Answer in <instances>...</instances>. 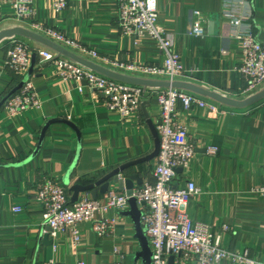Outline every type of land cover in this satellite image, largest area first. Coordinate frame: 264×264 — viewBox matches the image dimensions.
I'll list each match as a JSON object with an SVG mask.
<instances>
[{
	"label": "crops",
	"instance_id": "obj_1",
	"mask_svg": "<svg viewBox=\"0 0 264 264\" xmlns=\"http://www.w3.org/2000/svg\"><path fill=\"white\" fill-rule=\"evenodd\" d=\"M12 1L0 0L4 17L0 32L28 29L14 20ZM33 10L35 22L102 56L127 63L162 64L155 41L138 42L122 33L119 0L72 2L59 15L53 12V0H33ZM158 11V23L172 38L186 71L180 82L237 101L253 96L245 94L247 83L240 72L243 52L235 37L244 28L234 27L231 20L249 23L257 40L264 43V0H158ZM195 12L203 15L205 35L201 38L190 35ZM21 39L31 47V68L22 78L7 67L9 41L0 43V105L30 75L32 65L28 80L41 105L13 117L8 102L0 108V264H114L115 249L124 255L123 264H144L138 258L142 248L135 224L126 216L130 208L96 216L97 220L118 219L115 232L105 238L93 231L91 223L79 224L82 241L77 246L70 229L55 240L47 235L43 205L35 197L39 183L54 178L67 188L72 201V187L91 185L124 165L149 157L154 137L143 107L139 119L123 121L107 110L101 94L84 83L63 80L54 68L43 69L34 53L48 48ZM144 103L156 126L160 116L157 99ZM219 105V114L197 107L186 113L179 107V120L196 147L189 167L177 172L179 187L193 182L201 191L189 203L188 216L193 222L212 227L225 248L247 249L254 259L264 262V196L254 193L264 186V99L244 109ZM55 120L67 121L77 131L68 124H51L40 146L46 126ZM212 147L219 149L215 156L207 153ZM155 160L129 168L123 179L139 176L143 184L135 182L134 189L154 183ZM110 189L120 191L113 182ZM97 191V199L105 196ZM86 197L93 199L89 192L79 200ZM225 227H229L227 232Z\"/></svg>",
	"mask_w": 264,
	"mask_h": 264
},
{
	"label": "built area",
	"instance_id": "obj_2",
	"mask_svg": "<svg viewBox=\"0 0 264 264\" xmlns=\"http://www.w3.org/2000/svg\"><path fill=\"white\" fill-rule=\"evenodd\" d=\"M86 0H53V12L59 15L70 3ZM252 0H242V2ZM13 18L21 26L51 40L60 47L91 61L110 71L135 77L170 83L180 82L186 75L181 57L174 50L172 38L159 25L158 0H119V27L125 36L136 39H151L157 43L162 56V64L151 65L137 62H122L99 52L88 49L80 42L68 38L53 28L45 27L34 20L33 0H13ZM195 22L190 35L204 37L203 15L194 13ZM0 11V24L3 22ZM231 24L243 29L236 33V40L243 52L240 72L247 87L245 94L255 95L264 87V43L257 40L251 25L241 19H232ZM7 67L17 77H24L31 68V47L21 38L8 40ZM138 42L136 44H138ZM41 67L54 68L65 81L84 83L91 91L101 94L106 108L120 115L123 121L140 118L141 108L146 100L156 98L160 116L156 130L160 139V152L153 170L154 183L133 189L131 196L118 189H110L103 198H83L72 203L67 188L57 179L46 178L37 186L36 199L43 205L44 229L52 240L71 230L75 245H80L82 235L78 229L81 223H91L93 231L101 238L115 232L118 219H96L109 211L126 212L132 199L137 201L142 214L141 225L152 252V264H221L231 261L235 264H264L254 259L249 250L231 251L220 242V237L209 225L195 223L188 216L189 203L201 195L193 182L179 187L177 172L185 170L196 155V147L188 129L179 120V107L186 113L193 107L220 113V105L200 95L180 89H153L119 82L87 69L78 63L52 51L40 49L34 53ZM25 79H23L24 81ZM83 92V89H79ZM41 102L31 80L6 104L10 115L17 116L31 108H39ZM208 155H217L219 149L212 147ZM264 196V186L254 190ZM17 210L16 212H18ZM225 227L224 231H228ZM117 260L123 264L125 257L115 249ZM44 264H60L48 261ZM77 264H85L79 261Z\"/></svg>",
	"mask_w": 264,
	"mask_h": 264
},
{
	"label": "water",
	"instance_id": "obj_3",
	"mask_svg": "<svg viewBox=\"0 0 264 264\" xmlns=\"http://www.w3.org/2000/svg\"><path fill=\"white\" fill-rule=\"evenodd\" d=\"M15 37H20V38H24V39H28V40L37 42V43L43 45L44 47H46L52 51H55L56 53H59L60 55L78 63L79 65H81L87 69H90L94 72H97L103 76L110 78V79H113V80H116L119 82H123V83H127V84H131V85L142 86V87L153 88V89H166V88L180 89V90L191 92V93L200 95L202 97L214 100L215 102H217L219 104H222V105H225V106H228L231 108H235V109H244V108L251 107V106L259 103L260 101H262L264 99V89L262 91H260L259 93L251 96L250 98H248L244 101H237V100H233V99L223 97L217 93H213V92H210V91L205 90L203 88L197 87V86L192 85V84L184 83V82L170 83V82H166V81L147 80V79H140V78L122 75V74L110 71L106 68H103V67H101V66H99V65H97L91 61L83 59V58L79 57L78 55L60 47L59 45L52 42L51 40L46 39V38L38 35L37 33H34L32 31L25 29V28H22V27H16L13 29L1 31L0 32V43H2L3 41L9 40V39L15 38ZM32 72H33V65H32V69L30 70V75H28L26 77V79L20 83L19 86H17L9 95L6 96V98L2 101L0 108L3 105H5L22 88L23 84L30 78ZM146 104L147 103H143L142 107H143L144 112H145L147 124H148V126H149V128L153 134V137H154V151H153V153L145 159L124 165V166L112 171L111 173H109L108 175H106L104 178H102L101 180H99L96 183H93V184L87 185V186L76 185V186L72 187L70 190L73 193L72 203L78 202L81 194L89 193V192H91L93 199L96 200L97 196H98L97 188L100 189L101 194H106L109 191V188L111 186V182H113L114 184H117L119 186L120 191L125 192L129 196H131V194H132V191L135 187V185H134L135 182L138 185L143 184L139 176H131L127 180L123 179L122 176H123V173L126 170H128L129 168L134 167V166H138V165H142L146 162H151V161L155 160L159 155L160 146H161L159 135L157 133L155 125L153 124V122L151 121V119L149 117V114L147 113V110L145 108ZM54 123L68 124L74 130H76V128L71 123H69L67 121H62V120L52 121L51 123H49L46 126V128L43 132L41 142H40V146L43 142L46 130L49 128V126L51 124H54ZM78 157H79V153H78ZM78 157L76 158V161H75L73 166H75L77 164ZM65 184L69 185V180H66ZM126 216L132 217L133 222H134L135 227H136L137 238L139 239V242L141 244L142 253L138 256V258L142 259L144 264H152V252H151L148 240L144 235V231H143V228L141 225L142 214L139 210V206H138L136 200L132 199L130 201V211L126 212ZM173 263H174V259L172 258L170 260V264H173Z\"/></svg>",
	"mask_w": 264,
	"mask_h": 264
}]
</instances>
